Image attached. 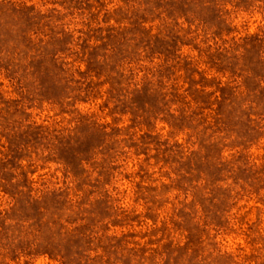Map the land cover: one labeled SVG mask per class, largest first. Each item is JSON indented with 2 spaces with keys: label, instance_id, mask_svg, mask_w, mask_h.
Returning <instances> with one entry per match:
<instances>
[{
  "label": "rangeland",
  "instance_id": "obj_1",
  "mask_svg": "<svg viewBox=\"0 0 264 264\" xmlns=\"http://www.w3.org/2000/svg\"><path fill=\"white\" fill-rule=\"evenodd\" d=\"M0 264H264V0H0Z\"/></svg>",
  "mask_w": 264,
  "mask_h": 264
}]
</instances>
